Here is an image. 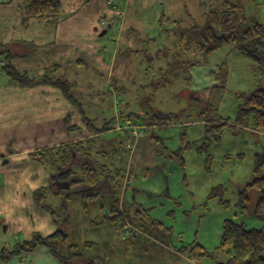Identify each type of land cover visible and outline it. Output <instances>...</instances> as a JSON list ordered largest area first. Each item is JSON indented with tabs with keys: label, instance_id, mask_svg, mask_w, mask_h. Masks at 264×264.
I'll return each instance as SVG.
<instances>
[{
	"label": "rangeland",
	"instance_id": "1",
	"mask_svg": "<svg viewBox=\"0 0 264 264\" xmlns=\"http://www.w3.org/2000/svg\"><path fill=\"white\" fill-rule=\"evenodd\" d=\"M100 2L96 0L94 4L98 7ZM224 2L225 0H117L114 5H121L119 9L123 11V17H118L121 21L113 27L112 35L118 40L119 31L126 22L128 26L138 29L140 35L148 36L143 43L135 41L133 45L135 51L137 49L142 51L141 59L155 58L159 51H165L167 48L170 49L166 52L167 56L171 58L175 52H181V48L176 49L174 42L171 41L173 34L181 31L173 22H182L185 29L195 25L204 27L210 21L212 12L223 9ZM237 6L234 12L240 24L245 27L264 25V0H239ZM111 44L115 45V42ZM196 48L197 46H194L186 53L187 60L194 57ZM108 51L114 53L110 48ZM126 57L125 51L120 50V60ZM165 57L162 56L161 61L156 60L153 63L148 61V64L144 62L143 66H136L135 77L132 76L134 73H129L132 74L129 99L121 88L116 95H107L111 98L105 102L101 101L102 105L96 103L94 99H88L92 105L88 109L95 110L96 113L104 112L105 120L103 121L100 116L101 120L97 123L100 127L112 118L118 117L122 111L139 115V111L157 110L177 115L173 124L180 128V141L184 136L186 144L190 145L189 149L179 147L177 151H167L163 148L161 140H152L151 137L156 134L155 130L139 126L141 130L139 134L142 133L141 142L161 147L164 155L161 157L165 158L167 163L160 169L151 170L150 174L141 169L134 172L127 193L129 204H133L126 211L132 222L130 225L136 227V230H142L149 244L150 250L143 251L142 255L153 256L152 254L163 250L164 246L161 243H158L155 249L151 241L154 237L162 240L163 235H166L173 246L179 249L190 248L185 255L175 257L173 264H233L231 255L226 250L219 249L225 222L233 220L242 223L247 229H260L262 226L261 221L253 215L259 194L249 185L254 179L255 155L264 152V133L248 129L235 135L231 128L226 127L221 140L216 142L208 135L206 122L207 119L226 117L230 118L233 124L239 106L245 102V95L262 87L264 77L256 70L255 62L236 49L234 42L214 52L207 59L198 56L205 61L203 66L207 70H214L215 78L214 84L201 91L190 87L186 80L188 76L181 70L169 73L159 71L158 68L166 65L168 59ZM222 67L226 72L224 84L221 83V79L218 80ZM146 68H150V71ZM164 77L171 83L153 89V86L158 85ZM117 96L123 102L127 97L128 108L124 103L120 106V103L114 102L113 99ZM134 121L138 123L137 125L145 122L143 117L138 116L134 117ZM116 125L114 128L121 124ZM170 131L171 129H168L166 133ZM157 133L166 135L165 130H159ZM178 135L177 132L171 137L172 141L166 146L172 148ZM100 139L110 140L117 150L124 145L126 151H122V157H117V163L114 164L115 167L122 168L129 151L135 148L134 139H129L125 131L116 129L105 132ZM108 147L109 150L112 149V146ZM168 155H171L172 159ZM111 157L109 161L112 162V159L115 161V155ZM154 188L166 192L150 198L148 191ZM101 190L106 191L104 188ZM4 192L5 175L0 172V198L5 196ZM244 193L249 197V201L246 207H241L239 203ZM103 201V204L111 205L110 199L105 198ZM50 203L58 206L60 200L55 198L53 203ZM135 203L145 206V211L140 214L141 218L136 211L142 208L133 209ZM3 206L4 203L1 201L0 250L4 247L12 249L17 241L30 237L24 231L19 232L13 230L11 226L7 227L9 221ZM146 208L151 210L146 211ZM112 214L114 213L109 212V215ZM88 216L89 214L82 209L81 198L73 194L68 210L70 227L66 234L69 236L68 242L78 245L85 257L97 259L100 257L103 264H106L104 256H107L111 258V264H127V259H134L132 253H139V250L130 249L139 244L135 238L136 232L126 229L115 230L108 224L94 226L97 229L94 232L86 226ZM137 217L140 219L136 220ZM58 221L62 223V216ZM60 228L65 231L63 225ZM87 242H93V246L85 249ZM196 245L200 247H195ZM110 251L114 256H111ZM121 251H126L124 261L119 259ZM16 261L17 258L13 259V262Z\"/></svg>",
	"mask_w": 264,
	"mask_h": 264
},
{
	"label": "crops",
	"instance_id": "2",
	"mask_svg": "<svg viewBox=\"0 0 264 264\" xmlns=\"http://www.w3.org/2000/svg\"><path fill=\"white\" fill-rule=\"evenodd\" d=\"M60 1V20L52 24L50 19H28L26 0H0V43L9 51L0 54V63H7L6 58L10 56L13 67L32 78H37L56 67V77H64L72 84V94L80 104L79 107L74 106L56 87L49 85L21 87L10 79L3 68L0 69V172L5 175V196L0 198V203L1 201L4 203L3 210L9 221L7 227L26 232L30 236L26 240H30L35 232L48 236L58 228L51 215L41 211L34 201V192L47 185L51 168L32 160L30 158L32 152L93 138L96 141V152L103 151L107 157L112 158L111 156L117 153L116 146L113 147L110 140L100 139L110 130L96 135L92 131L93 127L88 126L87 119L97 128H103L104 124L112 122L109 125L112 129L119 123L121 125L114 129L125 131L129 139H134L135 144V148L129 151L126 163L121 168L125 171L123 186L120 191L114 190L109 194H103L94 201L79 196L83 211L89 214L86 226L95 232L97 229L94 226L106 225L97 224L102 221L104 215L109 212H120L126 218L127 230L136 232L135 238L139 241L138 245L130 248L132 251L139 250V253H132L134 259H127V264H173V259L182 254L166 235H163L162 240L154 237L151 241L155 249L156 245L161 243L164 246L163 250L152 254L153 256L142 255L143 251L150 250L149 244L145 240L144 232L130 225L132 222L126 211L133 205L129 204L127 193L136 169L150 174L151 170L160 169L167 163L166 159L161 157L164 156L161 147L141 142L142 133L139 134V131L141 132L139 126L155 130L156 134L151 137L152 140H161L163 148L167 151H177L180 147V128L176 124L160 127L144 125L146 124L144 122L137 125L132 113L124 111L100 127L97 123L101 120L100 116L103 121L105 120L104 112L96 113L95 110L88 109L92 106L88 99H94L96 103L102 105L101 101H108L111 98L108 96L116 95L121 88L129 99L130 76L134 73L132 76L135 77L136 66H143L144 62L148 64L147 58L141 59L142 51L138 49L135 51L133 45L135 41L143 43L148 36L140 35L138 29L124 22L118 40H115L112 35L113 27L121 21L119 18L123 17V11L119 9L121 5H114L117 0H100L98 7L94 4L96 0ZM177 35V32L173 34L172 42ZM113 41L115 45L111 44ZM109 48L114 50V53L108 51ZM120 50L125 51L127 55L122 60L119 58ZM165 51L170 49L167 48ZM131 72L132 74H129ZM213 72L214 70H207L203 65L190 69V87L196 91L207 89L215 82ZM156 87L158 86L154 85L153 89ZM127 97L124 102L119 96L113 100L120 103V106L126 104L128 108ZM95 105L97 107V104ZM143 113L144 110L139 111L138 116L144 117ZM72 126L78 129L71 131ZM168 129L171 131L166 133ZM159 130H165L166 135L157 133ZM177 132L179 135L175 145L172 148L167 147L166 144L172 141L171 137ZM109 145L112 146L111 150ZM124 149L122 144L121 150ZM118 154L122 156V153ZM116 158L115 161L112 159V162L109 159H99L101 163H107L111 169H115L117 167L111 164L117 163ZM165 192L160 188H154L148 191V195L153 198ZM105 198L110 199L111 205L103 204ZM49 200L53 203L54 199L50 197ZM135 204L133 209L142 208L141 210L145 211L144 205ZM147 210L151 208H146ZM108 225L114 227L112 224ZM63 226L67 233L70 218L63 222ZM114 229L116 230V227ZM125 252H120V261L125 260ZM110 254L114 256L111 251ZM17 259L16 262L12 260L6 264H59L45 247L24 253ZM104 259L106 264L112 263L111 258L104 256Z\"/></svg>",
	"mask_w": 264,
	"mask_h": 264
},
{
	"label": "trees",
	"instance_id": "3",
	"mask_svg": "<svg viewBox=\"0 0 264 264\" xmlns=\"http://www.w3.org/2000/svg\"><path fill=\"white\" fill-rule=\"evenodd\" d=\"M239 0H225L223 9L218 12H212L210 21L204 26L195 25L191 28H183L182 22L174 21L176 28H180L174 41V47L181 48V52H175L169 58L166 52L159 51L155 58H149L148 61H161L162 56H166L167 62L164 67L158 68L159 71L166 73L181 70L188 76L187 83L190 82L189 71L192 68L203 65L211 54L234 42L236 49L245 57L252 59L256 64V70L261 77H264V25L256 24L253 27H245L240 24L239 18L234 12L238 8ZM60 0H26V16L28 19H50L52 24L58 23L61 16ZM194 46H197L196 58L186 59V53L190 52ZM9 51L0 43V54H6ZM204 56L198 58V56ZM10 56H7L5 62L0 63V69L3 68L10 79L24 88L35 87L38 85H49L62 91L68 101L74 106L79 107L78 100L72 94V84L64 77L57 78V68H51L45 74L32 78L25 72L16 70L10 63ZM143 61V60H142ZM147 61V63H148ZM167 68L164 70V68ZM225 68H221L218 74V80L224 84L226 80ZM150 71V68H146ZM162 75H165L162 73ZM170 83L165 77L161 80L158 87ZM157 89V87L155 88ZM245 95V94H242ZM243 105H240L236 118L232 124L230 118L207 119L206 131L210 137L219 142L222 138L224 129L229 127L235 135H239L245 130L264 133V83L256 91L246 94ZM144 125H158L165 127L173 124L176 114L162 113L157 110L144 111ZM133 117L138 116L132 114ZM138 118H142L138 116ZM88 126L93 127L94 134L99 135L109 128L112 122L103 125V128H97L88 119ZM78 129L72 126L71 131ZM96 141L91 138L77 143L65 144L61 146L44 148L32 152L30 158L44 166L51 168L50 176L46 186L37 189L34 192V201L39 209L49 213L58 227L52 234L42 236L35 232L30 240H21L13 246L12 249L3 248L0 250V264H6L14 258L24 253L34 251L38 247L47 248L59 264H103L99 257L87 258L83 250L78 245L68 242V235L63 228L64 221H68V206L73 196L76 194L84 199L94 201L103 194H109L112 191L119 190L123 186L122 181L125 177V171L121 168L111 169L110 165L101 163L99 158L110 159L103 151L96 152ZM122 146L116 150L115 157H120L123 153ZM190 148L186 144L184 136L181 138L180 149ZM125 150V149H124ZM123 150V151H124ZM122 157V156H121ZM171 158V155H169ZM111 166L115 167L113 164ZM114 174H111V173ZM115 185H118L117 187ZM249 187L257 190L259 196L255 203L253 215L262 223L260 229H247L242 223L233 220H227L223 227V233L219 249L226 250L231 255L233 264H264V152L258 153L254 158V179ZM104 188L106 191H102ZM85 190V191H84ZM245 192V191H244ZM59 198L60 204L53 206L49 199ZM249 197L244 193L241 196L239 205L246 207ZM144 212L137 211L138 216ZM112 215H104L102 221L97 224H112L117 230H127V221L120 212H113ZM62 216V223L58 219ZM141 218V216H140ZM137 217L136 220L140 219ZM195 245V243L193 244ZM92 243H86L84 248L92 247ZM195 247H200L196 245ZM189 247H183L179 252L183 255L189 250ZM193 253V249L191 250Z\"/></svg>",
	"mask_w": 264,
	"mask_h": 264
},
{
	"label": "built area",
	"instance_id": "4",
	"mask_svg": "<svg viewBox=\"0 0 264 264\" xmlns=\"http://www.w3.org/2000/svg\"><path fill=\"white\" fill-rule=\"evenodd\" d=\"M136 136V135H135Z\"/></svg>",
	"mask_w": 264,
	"mask_h": 264
}]
</instances>
